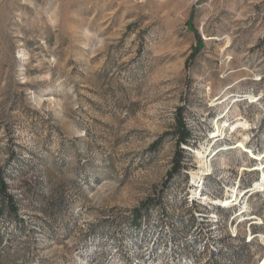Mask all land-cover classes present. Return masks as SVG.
<instances>
[{"label":"rangeland","instance_id":"374dc122","mask_svg":"<svg viewBox=\"0 0 264 264\" xmlns=\"http://www.w3.org/2000/svg\"><path fill=\"white\" fill-rule=\"evenodd\" d=\"M179 118L190 137L168 179ZM212 146L233 148L202 196L258 180L264 0H0V176L16 206L0 195V264H165L167 239L176 264H258L264 192L248 200L262 224L235 237L237 208L186 202L194 151Z\"/></svg>","mask_w":264,"mask_h":264},{"label":"bare ground","instance_id":"6f19581e","mask_svg":"<svg viewBox=\"0 0 264 264\" xmlns=\"http://www.w3.org/2000/svg\"><path fill=\"white\" fill-rule=\"evenodd\" d=\"M243 96H244L243 99H253V97L250 95H243ZM235 101H238V100H235ZM218 104H220V103H217L216 105H218ZM227 128H230V126L227 125V123H225L221 127H220V124L216 123V134L212 137V139L224 135L225 130ZM237 128H241V130H246L247 124L246 123H239L237 125L232 126L231 130L235 131ZM222 137L219 140H223L224 136H222ZM245 138L242 139V141L239 143V145L243 146L242 144H243V141L245 140ZM232 148L233 147H230L228 149H232ZM228 149H220L217 151V150H213V146H212V147L202 148L201 150H195L194 151V154L197 158L198 170L196 172H191V180H192L193 184L195 182H198V184H200V185L198 186L199 187L198 192L193 191V193H192L193 198H191V200H193L195 197H197V198H200L202 203H204V204H211L212 207L213 206H221V207H225V208L236 207L240 204V201H241L242 207H240V212L238 214L234 215V217L238 220V224L236 226H233L234 228H232V230H231V231L235 232V233H233V232L232 233L234 235H236L237 234V227L241 223L243 224L244 222L250 221V223L254 224V225H261L262 224V219L255 216L254 214H252L250 212L248 200H249V197L256 195L258 193L264 192V172H263V169H261V167L253 166L252 168L247 169V171L251 172V173L252 172L258 173L259 172L258 173L259 174L258 180L253 185H251L250 187H247L245 189H242V190H239V188L235 189V190L233 189V191H231V196L229 198L227 197L226 199H219V198L213 199V198L209 197L208 195L202 196L200 190L202 189L203 180L205 179L206 176L211 174L213 171V169H212L213 158L219 152H223V151L228 150ZM255 160H258V161L262 160V157L261 156L255 157ZM220 162L222 165L224 164L222 157L220 158ZM247 195H248V197H246ZM215 217H216L215 215L212 216V218H215ZM253 237H258L264 246V236L262 234L255 235ZM253 237H252V234H250L249 238L251 239ZM258 264H264V253H263V256H262V258Z\"/></svg>","mask_w":264,"mask_h":264},{"label":"built area","instance_id":"2783aa9c","mask_svg":"<svg viewBox=\"0 0 264 264\" xmlns=\"http://www.w3.org/2000/svg\"><path fill=\"white\" fill-rule=\"evenodd\" d=\"M135 1H137V2H141V1H143V0H135ZM212 135V134H211ZM223 138V137H222ZM221 139V138H220ZM214 142H215V140H214ZM256 161H258V160H256ZM259 162H261L260 160H259ZM264 165L262 164H256V167H261V169H264V167H263ZM259 173V172H258ZM235 188H234V190L235 189H238L239 188V179H238V181L236 182V185L234 186ZM196 191H198L199 190V187H193ZM202 189H203V187H202ZM202 189L200 190V192H201V194H202ZM259 194V193H258ZM257 195V194H256ZM192 196H189V197H187V199H186V202L187 203H189V206L190 207H192V206H199L200 205V207L202 206H206V207H211V208H215V209H217V210H221V211H228V210H230V209H234V208H225V207H221V206H213L212 207V205L211 204H204V203H202V201H201V199L200 198H197V197H195L193 200H191L190 198H191ZM246 197H248V195L246 196ZM219 199H226V198H219ZM188 200V201H187ZM240 207H242V204L240 205ZM235 208H237V211L235 212L236 214H238L239 212H240V209H239V207H235ZM234 213V214H235ZM195 217H200V219L199 218H196V219H198V220H201L202 218H203V216H200L199 214H196L195 213ZM216 217L214 218V219H216L215 220V223H218V219H217V215L216 214H214ZM230 219H233V216H231V218ZM202 221V220H201ZM237 222H238V220H237ZM237 222H236V224L235 225H237ZM230 236L231 237H235L236 235H234L233 233L232 234H230ZM157 238L159 239V238H161L159 235H157V237L155 238H150V241L151 242H154L153 244H154V248H155V246H156V243H157ZM247 243H249V241H246ZM171 241H169L168 239L166 240V244L165 245H163V252H162V254H160L159 255V258H158V255H156L157 256V260L158 259H163L164 261H165V264H171V263H174V264H176V261H177V259L179 258V253H181V251H179L178 252V249L177 248H174V247H172L171 245ZM194 245L195 244V238L193 237V238H191V240L188 242V243H186V245ZM183 247H184V245H183ZM204 247V246H203ZM213 248H215L214 246H213ZM158 252V251H157ZM157 252H156V254H157ZM161 257H163V258H161ZM183 260V259H182ZM183 264H197V263H195L194 262V259H188V260H183V262H182ZM181 263V264H182ZM139 264H141V263H139Z\"/></svg>","mask_w":264,"mask_h":264},{"label":"trees","instance_id":"16d2710c","mask_svg":"<svg viewBox=\"0 0 264 264\" xmlns=\"http://www.w3.org/2000/svg\"><path fill=\"white\" fill-rule=\"evenodd\" d=\"M181 116V112L178 113ZM190 134L183 126L181 118H179V124L177 126V136H176V158L174 159L172 169L167 173V178H171L180 168V159L181 155L184 152V148L182 145H186L188 143ZM158 142L154 144L157 145ZM0 195L3 199L4 207L10 214H15L16 206L13 198L7 193V185L4 180L0 176Z\"/></svg>","mask_w":264,"mask_h":264}]
</instances>
